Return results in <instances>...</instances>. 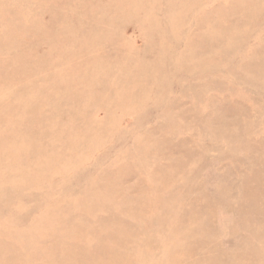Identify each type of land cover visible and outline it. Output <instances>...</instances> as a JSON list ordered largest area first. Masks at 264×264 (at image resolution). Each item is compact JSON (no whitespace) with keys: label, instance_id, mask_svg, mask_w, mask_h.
Instances as JSON below:
<instances>
[{"label":"rangeland","instance_id":"rangeland-1","mask_svg":"<svg viewBox=\"0 0 264 264\" xmlns=\"http://www.w3.org/2000/svg\"><path fill=\"white\" fill-rule=\"evenodd\" d=\"M0 264H264V0H0Z\"/></svg>","mask_w":264,"mask_h":264}]
</instances>
